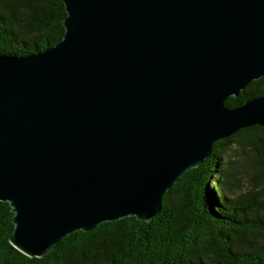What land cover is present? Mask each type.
I'll return each mask as SVG.
<instances>
[{
    "label": "water",
    "instance_id": "obj_1",
    "mask_svg": "<svg viewBox=\"0 0 264 264\" xmlns=\"http://www.w3.org/2000/svg\"><path fill=\"white\" fill-rule=\"evenodd\" d=\"M65 34L0 54V201L41 258L67 236L150 221L217 142L264 126V0H62Z\"/></svg>",
    "mask_w": 264,
    "mask_h": 264
},
{
    "label": "trees",
    "instance_id": "obj_2",
    "mask_svg": "<svg viewBox=\"0 0 264 264\" xmlns=\"http://www.w3.org/2000/svg\"><path fill=\"white\" fill-rule=\"evenodd\" d=\"M66 16L62 0H0V54L27 56L55 46ZM263 96L264 76L225 105L233 109ZM13 216L0 201V264H264V126L214 144L150 221L104 223L31 258L10 241Z\"/></svg>",
    "mask_w": 264,
    "mask_h": 264
},
{
    "label": "rangeland",
    "instance_id": "obj_3",
    "mask_svg": "<svg viewBox=\"0 0 264 264\" xmlns=\"http://www.w3.org/2000/svg\"><path fill=\"white\" fill-rule=\"evenodd\" d=\"M239 171L241 172V167L239 168ZM242 176V175H241ZM242 181L244 182V180L242 179ZM214 184V183H213Z\"/></svg>",
    "mask_w": 264,
    "mask_h": 264
}]
</instances>
